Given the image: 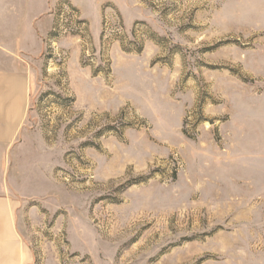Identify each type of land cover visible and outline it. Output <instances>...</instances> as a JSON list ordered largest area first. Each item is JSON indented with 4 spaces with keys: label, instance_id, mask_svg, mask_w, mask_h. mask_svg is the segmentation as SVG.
Returning a JSON list of instances; mask_svg holds the SVG:
<instances>
[{
    "label": "rangeland",
    "instance_id": "obj_1",
    "mask_svg": "<svg viewBox=\"0 0 264 264\" xmlns=\"http://www.w3.org/2000/svg\"><path fill=\"white\" fill-rule=\"evenodd\" d=\"M11 234L30 264H264V0H0Z\"/></svg>",
    "mask_w": 264,
    "mask_h": 264
},
{
    "label": "crops",
    "instance_id": "obj_2",
    "mask_svg": "<svg viewBox=\"0 0 264 264\" xmlns=\"http://www.w3.org/2000/svg\"><path fill=\"white\" fill-rule=\"evenodd\" d=\"M38 20L39 29H42L44 22ZM47 28V27H46ZM16 83L18 87L23 86L25 83V78L23 76H18ZM12 235V236H11ZM7 241H3L0 245V264H30L32 262L33 256L29 248L23 246L15 235L11 234Z\"/></svg>",
    "mask_w": 264,
    "mask_h": 264
}]
</instances>
